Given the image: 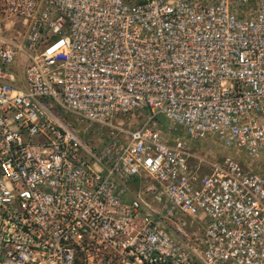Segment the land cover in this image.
Segmentation results:
<instances>
[{"label":"built area","instance_id":"2783aa9c","mask_svg":"<svg viewBox=\"0 0 264 264\" xmlns=\"http://www.w3.org/2000/svg\"><path fill=\"white\" fill-rule=\"evenodd\" d=\"M247 4L0 0V264H264V174L204 140L264 155Z\"/></svg>","mask_w":264,"mask_h":264},{"label":"rangeland","instance_id":"374dc122","mask_svg":"<svg viewBox=\"0 0 264 264\" xmlns=\"http://www.w3.org/2000/svg\"><path fill=\"white\" fill-rule=\"evenodd\" d=\"M123 1L127 2V3L131 2V0H123ZM258 1L259 0H248L247 5L249 7H254ZM16 27H18V25H16ZM144 118H145V115L143 113L137 114V115H135L134 118L129 119L130 125L136 126ZM166 122L167 121L162 116H157L155 119V123H154L155 125L154 126H155V128L158 126H161L164 129L163 131L167 132V131H169V128L167 127ZM73 123H74V127L79 131L80 138H82L83 140H85V138H86V136H85L86 130H87V132H89L91 137H93L94 139H98V135L96 134L98 132L97 131L92 132L90 129V124L78 122V121H74ZM114 123L117 124L118 122L116 121ZM177 134L179 135L180 133H177ZM204 140L207 142V144L211 145V148H213V149L217 148L219 150L220 154L225 155V156H230V155H234V154L239 155L242 162L250 163L251 165L256 166V170H255L256 173L264 174V155L261 156V159L259 161L250 162L249 159H247L245 156L242 155V151L223 148L218 142L215 141L214 137L211 135L207 136ZM197 144H199V142H197ZM200 144L204 145L203 142H200ZM149 185H150V182L144 181V182H141L140 184H137L136 189L142 190L144 187H147ZM144 199L147 202L151 203L153 206H156V203L152 200V197L149 196L148 194H146L144 196Z\"/></svg>","mask_w":264,"mask_h":264},{"label":"crops","instance_id":"0c3cea01","mask_svg":"<svg viewBox=\"0 0 264 264\" xmlns=\"http://www.w3.org/2000/svg\"><path fill=\"white\" fill-rule=\"evenodd\" d=\"M157 128H158L160 131H163V130H164L163 127H161V126H158ZM174 131H175V132H174ZM174 131L172 132V134H173V139H174L175 137L178 136L177 133H180V129L177 128V127H175V130H174Z\"/></svg>","mask_w":264,"mask_h":264}]
</instances>
